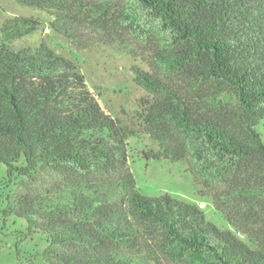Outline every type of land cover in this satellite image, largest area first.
<instances>
[{
	"label": "trees",
	"instance_id": "trees-1",
	"mask_svg": "<svg viewBox=\"0 0 264 264\" xmlns=\"http://www.w3.org/2000/svg\"><path fill=\"white\" fill-rule=\"evenodd\" d=\"M17 2L50 10L56 32L92 27L148 46L151 68L135 76L153 94L137 105L155 144L145 157L188 161L215 206L238 216L220 228L196 202L141 193L127 152L137 132L100 103L71 50L27 41L43 18L0 7V202L42 234L46 264H264V239L244 231L253 196L264 194L255 130L264 118V0ZM44 170L62 178L11 191L15 178Z\"/></svg>",
	"mask_w": 264,
	"mask_h": 264
},
{
	"label": "rangeland",
	"instance_id": "rangeland-1",
	"mask_svg": "<svg viewBox=\"0 0 264 264\" xmlns=\"http://www.w3.org/2000/svg\"><path fill=\"white\" fill-rule=\"evenodd\" d=\"M91 3L100 0H91ZM104 4L105 2L102 1ZM113 7L114 3L109 2ZM0 7L7 15H38L46 23L43 30L33 32L30 41L44 37L57 50L77 58L80 72L84 74L88 88L112 114L133 128L137 134L128 140L129 166L136 180V188L146 195L168 193L176 198L198 203L208 220L220 228H231L229 221L235 214L230 206L219 210L211 199V191L197 183L188 161H172L164 158H146L145 152L155 144L143 131L137 118V105L141 98L153 94L135 80L137 70L151 68L150 48L122 34H108L92 27L68 28L61 26L56 32L47 24L52 19L47 8H33L18 4L17 0H0ZM264 143V118L255 126ZM3 170V169H2ZM1 177V174H0ZM62 175L44 170L34 178L18 177L10 183L16 193L39 192L50 181ZM254 214L244 228L252 239H264V194L253 196ZM5 203L0 202V264H46L43 249L46 242L42 234L27 231L26 220L15 214L5 215ZM238 220V216L235 215ZM235 221V220H234ZM237 222V221H235ZM262 229V230H261ZM243 235V234H242ZM246 239L247 236L243 235ZM164 264H178L163 261Z\"/></svg>",
	"mask_w": 264,
	"mask_h": 264
}]
</instances>
